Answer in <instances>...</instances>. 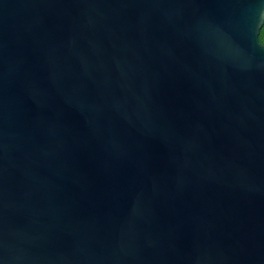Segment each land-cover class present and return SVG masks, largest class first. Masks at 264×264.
Returning a JSON list of instances; mask_svg holds the SVG:
<instances>
[{
  "label": "water",
  "instance_id": "water-1",
  "mask_svg": "<svg viewBox=\"0 0 264 264\" xmlns=\"http://www.w3.org/2000/svg\"><path fill=\"white\" fill-rule=\"evenodd\" d=\"M264 0H0V264H264Z\"/></svg>",
  "mask_w": 264,
  "mask_h": 264
},
{
  "label": "trees",
  "instance_id": "trees-1",
  "mask_svg": "<svg viewBox=\"0 0 264 264\" xmlns=\"http://www.w3.org/2000/svg\"><path fill=\"white\" fill-rule=\"evenodd\" d=\"M259 40L262 44H264V25H263L262 29L260 30Z\"/></svg>",
  "mask_w": 264,
  "mask_h": 264
}]
</instances>
